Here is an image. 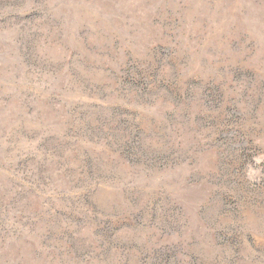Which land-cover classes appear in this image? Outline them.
<instances>
[{"label": "rangeland", "instance_id": "rangeland-1", "mask_svg": "<svg viewBox=\"0 0 264 264\" xmlns=\"http://www.w3.org/2000/svg\"><path fill=\"white\" fill-rule=\"evenodd\" d=\"M0 264H264V0H0Z\"/></svg>", "mask_w": 264, "mask_h": 264}]
</instances>
